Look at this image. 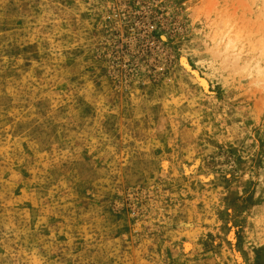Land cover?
<instances>
[{"label": "rangeland", "instance_id": "374dc122", "mask_svg": "<svg viewBox=\"0 0 264 264\" xmlns=\"http://www.w3.org/2000/svg\"><path fill=\"white\" fill-rule=\"evenodd\" d=\"M0 264H264V0H0Z\"/></svg>", "mask_w": 264, "mask_h": 264}, {"label": "bare ground", "instance_id": "6f19581e", "mask_svg": "<svg viewBox=\"0 0 264 264\" xmlns=\"http://www.w3.org/2000/svg\"><path fill=\"white\" fill-rule=\"evenodd\" d=\"M235 41L234 40H229V42H228V46H230V45H232L233 43H234ZM228 48V47H227ZM186 62V61H185ZM185 65V64H184ZM187 65V64H186ZM200 81V84L202 85V86H205L206 87V82H205V80H199ZM232 235V234H231Z\"/></svg>", "mask_w": 264, "mask_h": 264}]
</instances>
